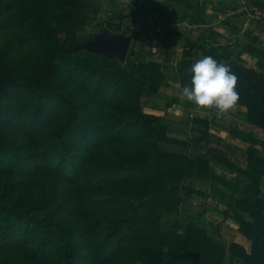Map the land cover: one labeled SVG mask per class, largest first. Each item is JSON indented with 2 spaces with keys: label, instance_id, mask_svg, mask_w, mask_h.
Here are the masks:
<instances>
[{
  "label": "trees",
  "instance_id": "1",
  "mask_svg": "<svg viewBox=\"0 0 264 264\" xmlns=\"http://www.w3.org/2000/svg\"><path fill=\"white\" fill-rule=\"evenodd\" d=\"M96 2L0 0V264H264V138L230 128L249 144L246 166L190 152L191 142L210 139L209 122L196 119L205 125L201 135L179 139L164 116L144 110V97L167 76L136 40L124 62L86 49L65 53L107 28L100 21L93 37L81 34ZM147 5L141 12L157 16ZM254 6L262 11L264 2ZM16 41L26 51L17 53ZM203 55L230 66L236 105L264 130V65H246L233 48L190 43L177 63L181 87ZM107 140L128 146L98 150ZM213 161L236 179L217 173ZM188 179L235 187L223 213L249 248L227 246L214 236L220 225L202 216L164 224L165 213L178 215L185 199L204 193Z\"/></svg>",
  "mask_w": 264,
  "mask_h": 264
},
{
  "label": "crops",
  "instance_id": "2",
  "mask_svg": "<svg viewBox=\"0 0 264 264\" xmlns=\"http://www.w3.org/2000/svg\"><path fill=\"white\" fill-rule=\"evenodd\" d=\"M172 1L179 11L178 19L166 24L165 18L156 20V24L170 26V29L154 36L155 40L148 31H145L136 40L141 53L158 61L167 76L158 93L144 97V110L164 116L169 125V134L172 137L196 139L201 135L205 126L196 122V119H202L209 122L207 133L210 139L213 135L223 136L224 133L228 135L230 140L236 141L235 143L238 145H245L243 147L247 148L249 144L234 136L230 131L232 127L247 128L246 130L253 132L258 129L247 121L245 108L235 105L227 112H222L214 106H197L189 101L181 92L177 63L184 57L190 43H211L220 46L222 49H235L239 54L236 58H241L246 65L261 69L260 65H264V7L259 12L253 10V12L261 15V19H252L245 27L246 12L241 11V4L238 0ZM262 1L264 2V0ZM249 2L253 9H258V6H254V0H249ZM154 26V24L153 26L149 24L147 28L151 29ZM137 30H140L139 26ZM226 34L235 37L234 47L229 45L230 38H227ZM191 112L194 113V117L190 118L191 122L185 126L183 120L188 119ZM254 134L256 135L255 132ZM196 142H191L188 147L190 152H192L193 149L191 148L196 145ZM192 143L194 144L192 145ZM204 153L202 152V154ZM214 166L222 165L217 163ZM231 173L236 176L235 172L231 171ZM224 177L229 180L233 179L225 175ZM209 182L203 184L199 180H187V183H193L198 188L203 185L208 186Z\"/></svg>",
  "mask_w": 264,
  "mask_h": 264
},
{
  "label": "rangeland",
  "instance_id": "3",
  "mask_svg": "<svg viewBox=\"0 0 264 264\" xmlns=\"http://www.w3.org/2000/svg\"><path fill=\"white\" fill-rule=\"evenodd\" d=\"M92 1L94 3L96 2V0ZM145 2L148 4L147 6L150 10H155L154 12L157 16L151 15L152 13L141 12L144 8ZM96 3L99 6V10L96 14L92 13V23L81 32L83 36L93 37V35L100 30V27L96 24L101 21L107 28H109L108 26L114 27V25H120L121 31L132 35L133 40L139 39L138 37H140L141 34H144L145 31H148L154 38V36L159 35V33L170 29V26L156 24V20H162L165 18L166 24L178 19L179 15V11L175 8L172 0H100ZM249 3L250 2H248V4ZM249 6L252 8L251 4H249ZM90 8H93V3H90ZM165 13L170 15V17H162ZM6 15L8 18L11 16L10 14ZM168 20L170 21L168 22ZM149 21H151V23H148ZM149 24L150 26H153V24L155 26L149 29L147 28ZM138 26L140 28L139 31L137 30ZM6 32L16 34L13 26H8ZM2 33L4 34L5 31ZM16 42L19 44L16 49L17 53L26 51V45L19 41ZM190 118L192 117L189 114L188 119L183 120L185 126L191 122ZM254 132L259 137L264 138V130L258 128ZM235 142L236 141L230 140L227 134L223 133V136L213 135L212 138L207 141L205 140L200 143L196 142V145L191 149H193L192 152L196 154L202 152L207 153L209 151L211 153L215 152L227 159L234 160L240 165L246 166V148L243 147L245 145H238ZM193 144L194 143H192V145ZM127 146L128 144L125 142L117 143L107 140L102 142L97 149L110 153L114 148L125 149ZM212 163L216 171L221 172L225 176L236 179L229 168L226 166H214L217 164L214 161ZM236 183L238 184V182ZM199 187L204 193L194 194L191 197H188V199H185L180 207V213L178 215L165 213L163 220L164 224L169 226L175 217H178L181 222H184L189 218H199L202 216L209 227L214 228L215 225H220L218 231L214 233V236L223 241L227 246H229L232 241H235L249 248L250 242L240 233L235 222L231 218H226L223 213L228 207L229 202L232 200V197L238 194V192L235 191V187L230 188L226 184L215 179H211L208 186L203 185ZM204 187L206 188L204 189ZM261 190L264 195V178L262 180Z\"/></svg>",
  "mask_w": 264,
  "mask_h": 264
},
{
  "label": "clouds",
  "instance_id": "4",
  "mask_svg": "<svg viewBox=\"0 0 264 264\" xmlns=\"http://www.w3.org/2000/svg\"><path fill=\"white\" fill-rule=\"evenodd\" d=\"M190 81L181 92L197 106H214L227 112L240 99L236 88L238 77L225 62L203 55L190 65Z\"/></svg>",
  "mask_w": 264,
  "mask_h": 264
},
{
  "label": "water",
  "instance_id": "5",
  "mask_svg": "<svg viewBox=\"0 0 264 264\" xmlns=\"http://www.w3.org/2000/svg\"><path fill=\"white\" fill-rule=\"evenodd\" d=\"M133 41V36L122 35L117 32L104 28L93 38L79 43L65 51V53L86 49L90 52L107 55L111 58H117L124 62L128 55L129 49Z\"/></svg>",
  "mask_w": 264,
  "mask_h": 264
},
{
  "label": "built area",
  "instance_id": "6",
  "mask_svg": "<svg viewBox=\"0 0 264 264\" xmlns=\"http://www.w3.org/2000/svg\"><path fill=\"white\" fill-rule=\"evenodd\" d=\"M239 4H241V11H244L246 12V18L247 20L245 21V27L248 26L249 22L252 20V19H261V15L256 13V12H253L251 6H249L248 2L249 0H238ZM226 37L227 38H230V41L228 42L229 45L231 47H234V39L235 37L233 35H230V34H226ZM190 116L191 117H194V113H190Z\"/></svg>",
  "mask_w": 264,
  "mask_h": 264
}]
</instances>
